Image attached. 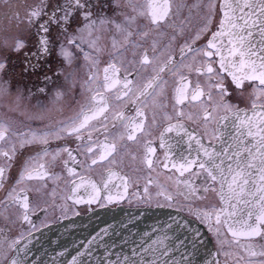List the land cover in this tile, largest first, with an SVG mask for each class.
I'll list each match as a JSON object with an SVG mask.
<instances>
[{"label":"snow or ice","instance_id":"snow-or-ice-1","mask_svg":"<svg viewBox=\"0 0 264 264\" xmlns=\"http://www.w3.org/2000/svg\"><path fill=\"white\" fill-rule=\"evenodd\" d=\"M0 3L8 5L10 0ZM137 4L37 0L23 19L16 14L26 34L4 47L23 55L21 76H36L43 84L35 92L29 89V98L46 94L49 85L65 76L59 70L49 74L54 57L70 67L77 53L92 66L85 82L91 95L74 118L12 132L15 141L8 150L0 149V190L6 192L0 199V264H56L64 255L54 249L48 262L37 257L43 245L33 242L40 227L31 217L47 208L33 204V188L27 184L42 181L35 188L39 194L47 181L61 180L62 174L53 170L58 161L67 174L66 201L112 204L131 195L149 204L155 199L160 208L176 207L190 218L170 216L150 232L128 237L114 229L110 233V225L82 242L83 251L69 253L67 264H89L100 248L104 254L99 264H197L205 243L194 221L206 226L219 246L203 264H264V0H146V9ZM109 7L111 17L104 12ZM185 8L188 16L183 15ZM194 9L201 21L195 30L190 27ZM165 30L170 33L168 43L154 38L149 55L144 42L154 34L166 35ZM104 32L111 33V43L101 79L97 68L105 52L100 46ZM15 67L10 55L0 56V95L9 91L5 85L10 81L4 77ZM149 68L151 75L145 77ZM192 75L195 83L189 79ZM166 76H178L171 103ZM62 87H56V101L65 95ZM22 96L18 90L17 100ZM33 119L43 123L42 115ZM9 132V125L0 120V143ZM53 140L65 143L52 149ZM35 146V154L24 159L13 176L21 150ZM124 156L137 165L133 172L145 173L143 186L139 176L112 167ZM69 161L84 173L107 166L97 182L68 167ZM15 223L21 224L22 233L9 239ZM41 225L48 226L44 220Z\"/></svg>","mask_w":264,"mask_h":264},{"label":"flooded vegetation","instance_id":"flooded-vegetation-1","mask_svg":"<svg viewBox=\"0 0 264 264\" xmlns=\"http://www.w3.org/2000/svg\"><path fill=\"white\" fill-rule=\"evenodd\" d=\"M178 2H185V3H189L190 4V3L193 2V0H178ZM137 6L139 8L146 9V0H138ZM104 12L109 17L113 16V14H114L112 9H111V7L105 8ZM183 15L184 16H188L189 15V12H188L187 8H185L183 10ZM200 22L201 21L199 19L198 13L194 9L192 11L191 17H190V27L193 30H195V28L200 24ZM165 32L167 33V30H165ZM169 36H170V33H167L166 35L159 36V37L155 36V34H154L152 37H149V39L146 42H144V47L149 49V55H151V43H152V40L154 38L157 39L158 41H160L161 44H164V43H168ZM178 42L179 43H183V40H179ZM202 42L203 41H200V43H202ZM142 50L143 49H141V51ZM105 58H106V60H104L103 63L99 64V66L97 68V71L99 72V74L101 76V79H102V69H103V67L106 65V63L109 60V57L105 56ZM185 74H187V71L185 72ZM149 75H151V69L150 68H149L148 72L145 73V77H147ZM88 76H86L87 79H88ZM11 78H12V80L10 82H13L16 85H19L18 88L27 96H28V90L29 89H31L33 92H35L36 88L42 87L41 85H43L42 82L39 81L36 76H33V77H19V76H15V77H11ZM63 79H64V77H63ZM165 79L168 81V84L166 86V93H167V96L169 98V103H171L172 96L174 94V89L178 86L177 85L178 76H176V77L166 76ZM189 79H190V81L192 83H195L196 77L194 75H192V76L189 77ZM59 80H62V78L60 77ZM79 80H80V78H78V77L73 78V81L75 83H77ZM58 81L56 82V84L58 83ZM20 83L23 84L24 86L21 87ZM81 84H82V82H81ZM35 85H37V86H35ZM54 86L55 85L48 86V91H47L46 94H37V95L32 96L31 98H29V96L28 97L22 96V98L19 101V104L21 105L22 103H26L27 105L28 104H34L35 105V104L38 103V104L44 106L46 104V102H47L48 94H49V92L51 91V89ZM85 90L86 91L83 92L84 98L81 97V99L78 100L77 96H75L73 98L72 102H66L65 103V107L63 109H61V111L55 112V111L52 110L51 112H49L45 116L46 120L45 121L43 120V123L41 122V120H39V121L36 120L32 124L26 125L25 128H21L22 127L21 125H17L15 127V132L27 130V128H29V127L33 128V129H38V128H42L43 124L53 125V124H56L59 121H68L69 119L74 118L77 115V113L80 111L81 106L87 104L88 97L91 95V93H89V91L87 89H85ZM17 92L18 91H15L14 94L18 95V94H16ZM76 95H77V93H76ZM72 105L74 106V108L71 110L70 108H71ZM243 106H245V105L241 104V107H243ZM159 130L160 129L157 128V129L154 130V132L156 134H158ZM8 136H9V134H8ZM64 143H65L64 141L53 140V141H51V148L55 149L57 147V145H63ZM38 147L39 146H35L33 148H29L28 150H26V153H23V155H22L23 158H19V160H18V163H17L18 167L15 166L13 168V170H12V175L13 176H15L17 174V172L19 171V168H20L21 164L23 163V160L26 159L29 155H34L35 151H36V149ZM73 147H74V145H73ZM0 149L7 150V148L3 146V142L0 143ZM66 158L67 157L65 156L64 159H66ZM106 166L107 165H98L92 170V172L84 173V172H81L80 169L76 165L72 164L71 161H69V163H68V167H76L77 171L80 174H82V175H90L91 178L93 180L97 181V182H99L101 177L104 175L103 169ZM112 167L114 169H118L117 166L113 165ZM62 169H63V166L58 161L56 163V165L54 166L53 170L56 171V172H60L62 174L63 178L61 180L55 181V182L51 181V180L47 181V186H46L45 190L43 191V189H42L41 192H40V193L44 192L45 193L44 196L42 198H40V197L38 198L39 200H41V204H36V199L35 200L33 199L32 192L29 193L30 198H31V200H32L34 205H39L40 208H47V212L46 213H41V212H39L37 210L35 215H33L31 217L37 227L42 226L41 225V220H44L46 223H49V222H52V221H57V220H59L61 218H64L65 216L67 217V216H69L71 214L85 211L88 207H97V206H99V203H104V204L107 203L106 201L101 200L99 203H94V204H91V205L85 204V203L75 204L72 201H66L65 199H63L64 197H67L69 192H68L67 187L65 185V179L67 177V174H66V171H63ZM119 170L121 172H123L121 169H119ZM139 174H140L139 183H140L141 186H143V184H144V179H143L144 175H143V173H139ZM125 175H127V174H125ZM159 179H160L161 183H165L164 175H161ZM33 182H39V184H38L39 186L43 183L42 181H37V180H33ZM153 189H154L153 193H155L156 189L155 188H153ZM132 191H135L134 187L132 189H130V192H132ZM141 191H142V187H141ZM82 194H83V190H81V192L78 193V195H82ZM160 202H163V201L161 200ZM66 203H67L68 207H67V212L65 213L63 211V206ZM122 203H124V204H126V203H129V204H142V203H146V202L140 201L138 197H133V196L129 195L126 199L122 200ZM156 203H157V201L155 199L151 202V204H156ZM23 227L27 228L28 226L24 225ZM11 230H13V232L11 233V231H10L9 233L11 234V239H14L17 235L22 233L21 224L20 223H15ZM208 234L211 237V240H213L214 246L217 249L219 246L216 244L215 237L212 234H210V233H208ZM227 239L230 240L231 237H227ZM224 250H229V249H228L227 246H225ZM219 259L222 261L223 260V256H220Z\"/></svg>","mask_w":264,"mask_h":264},{"label":"rangeland","instance_id":"rangeland-1","mask_svg":"<svg viewBox=\"0 0 264 264\" xmlns=\"http://www.w3.org/2000/svg\"><path fill=\"white\" fill-rule=\"evenodd\" d=\"M35 3H37V0H10V3L8 5H4L3 3H0V56L5 54L10 55L11 63L13 65L16 62L14 58L15 55L17 54L11 53L8 48L4 47L5 42H7V44L10 46L11 44L14 43L15 38L17 36H24L26 34L25 33L26 26L23 23L18 22V20L16 19V14L19 13L20 18L23 19L27 7L30 5H34ZM110 43H111V33L104 32L102 34L100 46L105 48V52L100 56V64L103 63L104 60H106L105 56L108 57L107 53L108 51H110ZM51 65H52V74L56 73L58 70L62 71L65 74V76H68V81H65V76H60L62 80H59L58 83L51 89V91L48 94L47 102L44 106L38 103L35 105L34 104L27 105L26 103H22L20 105L19 104L20 99L17 100V95L14 94L15 91L20 90L18 88L19 85H16L13 82H10V84L5 85V87L8 88L9 91L4 93L3 95H0V120H3L10 127L8 139L3 142V146L6 147L7 150L9 149L11 143L14 142L16 139L14 136H12V132H15V127L17 125H21L22 126L21 128H25L26 125H30L34 123L36 120L39 121L38 119H33V117L37 115H42L43 120L45 121L46 120L45 116L49 112H51L52 110L55 112L61 111V109L65 107V103L72 102L75 96H77L78 100H80L81 97L84 98L83 92L86 91L85 89L88 88V85L85 84V82L88 80L86 78V72L88 75L91 71L92 66L87 61L84 60L83 56L77 53V59L70 67L64 65L63 61L57 57H54L52 59ZM11 74L13 73H10L9 75L5 76L4 79L6 81H11L12 80V78H10L12 77ZM15 74L16 76H20V66L15 67ZM75 77L80 78V80L77 83L73 81V78ZM73 84L74 86H71ZM60 85L63 86L62 91L65 93V95L62 97V99L56 101L53 94L56 90V87ZM20 86L23 87L24 85L20 83ZM16 94H18V92ZM23 96L28 97L24 93ZM73 108L74 106L72 105L70 109L72 110ZM134 147L135 146H133V149ZM21 151L23 153H26L25 150H21ZM20 158H23V156H20ZM117 160L118 163L117 165L114 166H117V168L121 169L125 174L133 176L135 178L136 176H140L139 173H143V172H139V173L133 172V169L137 165L133 161H131L129 157L124 156L122 163H120V157H118ZM17 163L18 161L15 163L16 167H18ZM143 175H145V173H143ZM27 184L33 188L32 196L34 200L36 199V204H41V200H39L38 198L39 197L42 198L45 193L44 192L40 194L36 193L35 188L40 187L38 185L39 182L31 181V182H27ZM45 188L46 187L42 188L43 191L45 190ZM151 190L152 192L154 191L153 188ZM5 195L6 192L0 190V199H2ZM12 232L13 230H11V233ZM9 239H11L10 233H9Z\"/></svg>","mask_w":264,"mask_h":264},{"label":"water","instance_id":"water-1","mask_svg":"<svg viewBox=\"0 0 264 264\" xmlns=\"http://www.w3.org/2000/svg\"><path fill=\"white\" fill-rule=\"evenodd\" d=\"M170 216H174L177 219H190L176 209L160 208L155 205L130 207L105 205V207H97L84 214L75 215L61 222L40 228L39 232L34 233L33 242L35 243V241L39 240L40 244L43 245L41 251L37 254L38 258L44 256L46 262L50 261L55 256V252L53 251L55 249L56 252H64L62 257L56 258V264H61V261L67 264V261L71 258L69 253L74 255L75 250L78 248L83 251L81 243L86 242L87 239L103 228L111 225L110 233L114 229L117 232H121L122 236L128 237L129 233L142 234L145 231L150 232L153 227L167 221ZM122 224L127 225L128 228L122 230L120 228ZM192 226L201 231V238L205 243V248L200 249V258L197 259V264H203V260L205 259L211 261L212 257L208 256V253H215L216 250L211 245L205 228L195 221ZM49 241H53L54 243L50 244ZM40 244H37V247H40ZM45 252L48 253L47 256L44 255ZM103 254V248L97 249L90 258L89 264H99Z\"/></svg>","mask_w":264,"mask_h":264}]
</instances>
